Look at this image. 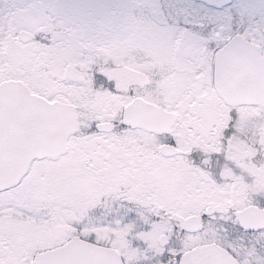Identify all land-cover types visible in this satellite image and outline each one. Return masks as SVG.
<instances>
[{
    "label": "snow or ice",
    "instance_id": "6c2138e0",
    "mask_svg": "<svg viewBox=\"0 0 264 264\" xmlns=\"http://www.w3.org/2000/svg\"><path fill=\"white\" fill-rule=\"evenodd\" d=\"M0 264H264V0H0Z\"/></svg>",
    "mask_w": 264,
    "mask_h": 264
}]
</instances>
